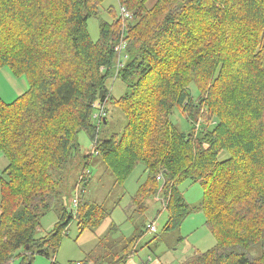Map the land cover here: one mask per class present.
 Instances as JSON below:
<instances>
[{
    "label": "trees",
    "instance_id": "16d2710c",
    "mask_svg": "<svg viewBox=\"0 0 264 264\" xmlns=\"http://www.w3.org/2000/svg\"><path fill=\"white\" fill-rule=\"evenodd\" d=\"M103 1L0 0V68L23 76L13 102L0 97V264L55 255L72 220L97 226L85 192L92 154L117 184L143 164L132 204L143 212L148 198L160 199L165 231L203 212L215 244L183 264H264V0H155L149 8L147 0H117L120 15L107 7L112 20L99 21L94 41L87 20ZM114 78L126 86L117 98L106 84ZM109 99L126 123L100 137ZM175 108L187 131L172 122ZM80 131L93 153L77 171L68 209L61 185L75 167ZM186 179L202 187L196 207L178 188ZM50 210L59 211L57 223L36 236ZM135 240L115 252L99 241L83 261L125 263ZM253 245L260 254L248 251Z\"/></svg>",
    "mask_w": 264,
    "mask_h": 264
},
{
    "label": "rangeland",
    "instance_id": "374dc122",
    "mask_svg": "<svg viewBox=\"0 0 264 264\" xmlns=\"http://www.w3.org/2000/svg\"><path fill=\"white\" fill-rule=\"evenodd\" d=\"M154 1L147 0L145 2L146 8L151 7ZM109 6L114 8L115 16L120 15L117 0H104L98 8L97 15L87 20V29L94 41L99 37V21L109 22L112 20L111 14L106 10ZM22 77L11 75L7 67L0 68V97L5 102L12 101L20 94V80ZM106 84L110 87L114 98L125 93L126 86L118 78L107 81ZM25 88L22 89V92ZM190 90L194 94L196 90L194 84H191ZM105 107L107 109V121L99 127L100 137H109L112 133L119 132L126 123L123 112L110 99L105 101ZM171 120L183 131H187L190 126L177 108L173 110ZM77 140L79 148L70 159V163L76 168L67 171L69 174L66 175L65 181L61 185V191L65 196L64 204H69L68 209L72 205L70 190L77 181V171L83 169L84 156L93 153L92 142L84 131L78 133ZM6 162L5 159H0V172ZM89 166L90 178L85 189L86 197L96 208V214L101 220L99 219L96 227L87 225L85 229L78 226L76 220H72L66 226L56 254L50 257L36 254L33 264H69L84 260V258L88 259L86 255L99 241L105 245L107 250L120 251V248L132 238L136 239L135 252L132 256L135 263L151 264V260H158L161 264H183L185 259L196 250L205 252L215 244V238L205 224V215L199 209L191 210V213L177 228L175 227L169 231L163 229L168 220V214L160 199L148 198L145 201V210L143 212L136 210V207L132 204V197L135 195L138 185L147 176L142 163H138L133 168L123 184L115 183L112 172L106 168L100 156L92 154ZM73 171L75 172L73 173ZM85 172L87 173V170ZM178 188L189 205L192 207L198 205L203 191L198 181L183 180L179 183ZM58 218L59 211L58 213L54 210L46 212L40 219L35 235H44L57 223ZM151 222L156 226V232L154 233L146 229L147 224ZM114 226L117 228H114ZM110 242H115V244H110ZM248 251L256 256L260 254L261 250L258 245H253ZM51 257L55 258L51 259ZM55 259L57 263L54 262ZM127 261L114 264H127ZM18 262L19 258H15L7 264H17ZM105 262H108V260L106 259Z\"/></svg>",
    "mask_w": 264,
    "mask_h": 264
},
{
    "label": "built area",
    "instance_id": "2783aa9c",
    "mask_svg": "<svg viewBox=\"0 0 264 264\" xmlns=\"http://www.w3.org/2000/svg\"><path fill=\"white\" fill-rule=\"evenodd\" d=\"M121 14L124 16V17H129L130 16V13L129 11H127L125 8L121 7ZM124 42L125 41H120L117 45H115V50L116 51H120L121 49H123L124 47ZM125 56V55H124ZM101 115H104V112L102 110L99 111L98 115L96 116H101ZM157 178H159V176H157ZM73 204H77V201L76 199H73ZM147 230L150 231V232H155L156 231V226L153 222L147 224ZM69 264H90V263H87L83 260H78V261H75V262H71Z\"/></svg>",
    "mask_w": 264,
    "mask_h": 264
},
{
    "label": "crops",
    "instance_id": "0c3cea01",
    "mask_svg": "<svg viewBox=\"0 0 264 264\" xmlns=\"http://www.w3.org/2000/svg\"><path fill=\"white\" fill-rule=\"evenodd\" d=\"M133 256V255H132ZM132 256H130L126 261L127 264H137L133 261ZM150 264V263H149ZM151 264H161L158 260H151Z\"/></svg>",
    "mask_w": 264,
    "mask_h": 264
},
{
    "label": "bare ground",
    "instance_id": "6f19581e",
    "mask_svg": "<svg viewBox=\"0 0 264 264\" xmlns=\"http://www.w3.org/2000/svg\"><path fill=\"white\" fill-rule=\"evenodd\" d=\"M121 2V1H120ZM96 9V8H95ZM97 10V9H96ZM96 12V11H95ZM96 14V13H95ZM115 20V19H114ZM129 59V58H128ZM127 62V61H126ZM115 67V66H114ZM113 70V67L111 68ZM110 70V69H109ZM102 72V71H101ZM114 72V71H113ZM26 74V73H25ZM112 74V73H111ZM28 79V78H27ZM104 92V91H103ZM124 96V95H123ZM15 100V99H14ZM13 102V101H12ZM105 105V104H104ZM79 148V147H78ZM89 154V153H88ZM77 155V154H76ZM81 157V156H80Z\"/></svg>",
    "mask_w": 264,
    "mask_h": 264
},
{
    "label": "water",
    "instance_id": "95a60500",
    "mask_svg": "<svg viewBox=\"0 0 264 264\" xmlns=\"http://www.w3.org/2000/svg\"><path fill=\"white\" fill-rule=\"evenodd\" d=\"M101 95H102V91H100V93H99L98 97H101Z\"/></svg>",
    "mask_w": 264,
    "mask_h": 264
},
{
    "label": "clouds",
    "instance_id": "9594fccd",
    "mask_svg": "<svg viewBox=\"0 0 264 264\" xmlns=\"http://www.w3.org/2000/svg\"><path fill=\"white\" fill-rule=\"evenodd\" d=\"M146 229H147V226H146ZM149 232H150V231H149ZM155 232H156V231H155ZM152 233H154V232H152ZM54 258H55V257H54ZM54 258H53V259H54Z\"/></svg>",
    "mask_w": 264,
    "mask_h": 264
}]
</instances>
